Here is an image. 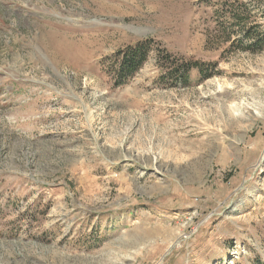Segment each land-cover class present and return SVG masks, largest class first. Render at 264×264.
Returning a JSON list of instances; mask_svg holds the SVG:
<instances>
[{
    "label": "rangeland",
    "instance_id": "rangeland-1",
    "mask_svg": "<svg viewBox=\"0 0 264 264\" xmlns=\"http://www.w3.org/2000/svg\"><path fill=\"white\" fill-rule=\"evenodd\" d=\"M0 264H264V0H0Z\"/></svg>",
    "mask_w": 264,
    "mask_h": 264
},
{
    "label": "trees",
    "instance_id": "trees-1",
    "mask_svg": "<svg viewBox=\"0 0 264 264\" xmlns=\"http://www.w3.org/2000/svg\"><path fill=\"white\" fill-rule=\"evenodd\" d=\"M146 47L145 43H138L133 47L128 46L124 52L118 54L117 85L130 78L141 67L147 54Z\"/></svg>",
    "mask_w": 264,
    "mask_h": 264
}]
</instances>
